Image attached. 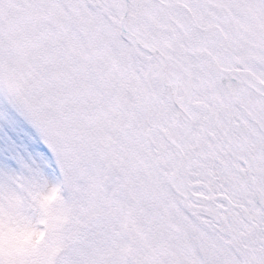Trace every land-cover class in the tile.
<instances>
[{"label": "snow or ice", "instance_id": "snow-or-ice-1", "mask_svg": "<svg viewBox=\"0 0 264 264\" xmlns=\"http://www.w3.org/2000/svg\"><path fill=\"white\" fill-rule=\"evenodd\" d=\"M0 264H264V0H0Z\"/></svg>", "mask_w": 264, "mask_h": 264}]
</instances>
